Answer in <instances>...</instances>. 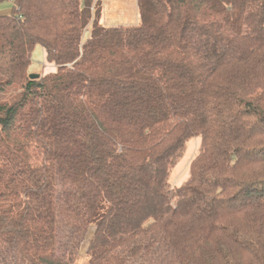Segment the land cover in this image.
<instances>
[{
    "label": "trees",
    "instance_id": "1",
    "mask_svg": "<svg viewBox=\"0 0 264 264\" xmlns=\"http://www.w3.org/2000/svg\"><path fill=\"white\" fill-rule=\"evenodd\" d=\"M8 1L0 264H79L93 225L86 264H264V0H138L133 26ZM37 46L56 71L32 80Z\"/></svg>",
    "mask_w": 264,
    "mask_h": 264
},
{
    "label": "rangeland",
    "instance_id": "2",
    "mask_svg": "<svg viewBox=\"0 0 264 264\" xmlns=\"http://www.w3.org/2000/svg\"><path fill=\"white\" fill-rule=\"evenodd\" d=\"M104 21L109 26H133L140 22L138 0H103ZM12 4L10 1L0 6L2 13H10ZM30 74L43 75L56 71V65L47 61L45 51L41 46H37L32 54V64ZM6 98L7 96H3ZM201 149V138L195 137L186 144L184 153L175 167L171 171L170 184L173 187L180 186L190 176L191 165L198 156ZM96 227H90L85 241L79 251L77 261L79 264L88 262V249L94 236Z\"/></svg>",
    "mask_w": 264,
    "mask_h": 264
},
{
    "label": "water",
    "instance_id": "3",
    "mask_svg": "<svg viewBox=\"0 0 264 264\" xmlns=\"http://www.w3.org/2000/svg\"><path fill=\"white\" fill-rule=\"evenodd\" d=\"M30 78H31L32 80H38V79L41 78V75H39V74H30Z\"/></svg>",
    "mask_w": 264,
    "mask_h": 264
}]
</instances>
